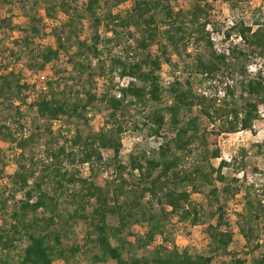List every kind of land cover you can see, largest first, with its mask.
Listing matches in <instances>:
<instances>
[{"label":"trees","instance_id":"16d2710c","mask_svg":"<svg viewBox=\"0 0 264 264\" xmlns=\"http://www.w3.org/2000/svg\"><path fill=\"white\" fill-rule=\"evenodd\" d=\"M12 1L0 0V10ZM41 1L21 0L31 4L29 22L24 34L12 41L25 49L30 71L44 70L64 53L75 74L71 79L92 86L90 79L106 72L100 60L104 27L114 38L125 31L134 40L131 50L135 56L133 61L114 59L108 69L113 72L118 67L120 77L131 79L125 88H117L120 97L109 87L101 94L88 90L83 100L79 93L72 97L73 90L67 84L60 88V83L52 80L46 83L50 94L32 102L39 122L28 139L21 140L18 170L9 179L12 193L22 192L24 197L9 214L8 226H0V264H54L56 260L68 264L78 256L89 264H218L217 258L222 256L230 260L220 264H248L247 256H251V264H264V184L248 183V172L241 178L239 173L227 177L223 170L228 163L222 161L218 167L212 163L221 157L218 139L222 134L252 130L260 117L264 78L261 72L248 78L247 62L255 54L264 56V21L255 23L256 29L239 26L247 49H235L226 56L215 51L206 30L212 3L217 0H191L188 9L179 10L173 6L176 0H46V17L54 18L61 12L67 19L52 29L55 47L37 48L34 40L45 34L38 11ZM123 4L128 7L121 10ZM85 19L91 35L81 39ZM10 22L3 18L0 25L11 27ZM191 43L203 47L207 59L197 54L185 67L187 77L182 80L175 75L165 87L159 75L162 65L172 64L173 55L187 54ZM152 47H157L156 54ZM72 48L76 51L69 54ZM1 51L17 55L7 47ZM88 55L97 59L95 67ZM230 67L242 77L237 98L232 86L228 87L231 97L221 99L217 93L199 92L193 76L196 72L213 82ZM22 72L11 69L0 74V100L11 102V106L18 101L25 103L34 87L24 81ZM149 103L153 107L147 111ZM95 105L107 106L115 122L120 112L127 116L130 106H141L148 138H161L163 143L133 151L124 165L121 125L97 133L88 130L87 114ZM59 119L73 122L69 137L62 129H54L53 123ZM39 136L46 145L40 168L26 156L28 143ZM12 141L14 134L1 125L0 150ZM257 146L264 150V143ZM104 152L113 153L109 163L114 170L111 180L102 185L95 165H107ZM76 165L89 166L90 175L83 176ZM245 167L243 161L237 162V170ZM249 170L264 173L256 167ZM3 176L0 167V179ZM203 188L209 189L206 207L193 202V194ZM242 192L244 203L236 212V224L245 246L238 253L230 249L234 233L226 219V207ZM0 202L4 205L1 193ZM174 217L190 226L207 225L210 242L206 253L177 246L169 229ZM79 222L87 225L82 243L75 237ZM136 227L142 230L135 231ZM19 242L26 245L16 260L12 252Z\"/></svg>","mask_w":264,"mask_h":264},{"label":"rangeland","instance_id":"374dc122","mask_svg":"<svg viewBox=\"0 0 264 264\" xmlns=\"http://www.w3.org/2000/svg\"><path fill=\"white\" fill-rule=\"evenodd\" d=\"M46 0H42L38 6V11L42 15L43 19V28L44 36L42 38H36L34 40V46L37 48L45 47H55V39L52 36V29L55 25L65 21L67 16L63 13H57L54 18H48L45 15L44 5ZM85 2L86 0H80ZM264 0H217L212 3V12L210 21H214L213 24L216 28L221 29L220 25L221 19L230 13L241 14L245 12L244 20L247 24L255 25V23L264 21V11L260 8L259 5L263 4ZM191 0H176L173 2L175 10L179 9H188ZM31 4L25 5L21 0H13L11 4L5 6L0 10V24L1 19L8 18L11 20L10 26H1L0 25V74L9 72V68L20 69L18 64L24 65L28 61V55L25 53V49L22 47H16L12 41L15 38H18L19 35H23V30L28 26L29 19L27 17L30 12L29 6ZM125 4H123L120 9H125ZM130 6V3L128 4ZM127 6V7H128ZM88 20H83L81 39L89 38L91 35V30L88 27ZM11 28H15V31H12ZM7 47L8 49L15 50L17 55L12 56L7 52L1 51V49ZM134 47V40L129 38L125 31L120 32L119 35L114 38L112 34H109L106 31V28H102V43L100 45V60L105 63L106 72L103 77H105L104 82L100 79L102 76L95 75L92 81V86H89V83L83 85L81 81H73L71 79L72 75V66L68 62V56L62 53L60 59L57 62H54L48 65L44 70L39 72H33L29 69L23 71V79L26 82L34 85L30 90V95L27 96L26 102L21 103V101L14 102L11 106V102H5L0 100V126L5 125L8 127L11 132L14 134V140L9 144L5 145L0 150V167L4 169V176L0 179V193L1 199L4 202H0V226H8L10 223L9 214L12 212L18 201H20L24 194L22 192L12 193L11 183H9L10 177L18 170V164L21 160V151L19 149L20 142L23 139H28V137L33 133L34 128L38 124V116L35 107H32V102L36 99H40L42 96L49 95L50 91L47 87V82L56 80L60 83V88L67 84L73 91L72 97H76L77 94L83 100H86V91L93 90L94 92L101 94L103 91L112 88V94L115 95L117 91L118 82L117 79L120 75V69L116 67L113 72H110L108 69L112 65L114 59H122L125 61L134 60V51L131 48ZM246 46L240 47L239 50H246ZM152 53H157V47H152ZM76 51V48L70 49L69 54H72ZM200 54L201 57L207 59V51L203 47L196 46L191 43L187 54H184L182 57L173 55L172 64H163L159 72L163 85L166 87L167 80L169 78H174L177 72H180V77L184 80L188 73L185 71V67L191 64L196 60V55ZM140 57L137 56L136 59ZM88 60L92 61V66L97 65V59L93 56L88 55ZM178 65V68L175 65ZM250 66H255L256 71H249ZM22 70V69H21ZM233 67H230L228 70H225L217 75V81H205L203 80L200 72H196L194 80L196 81L197 88L199 92H204L206 95H213L214 93L218 94V97L224 98L231 97L229 94L228 87L234 91V98L239 96L240 90V80L242 79L241 75L238 72H233ZM247 72L248 78H253L256 72H261L262 77L264 78V56L255 54L250 56V60L247 62ZM88 75H84V81L87 79ZM216 83V84H215ZM228 86H227V85ZM84 86V87H83ZM56 92H58L56 90ZM221 92V93H220ZM24 95V94H23ZM26 95V93H25ZM34 95V98L29 96ZM167 95V94H165ZM25 97V96H24ZM18 107V109H16ZM153 105L148 104L147 111L151 109ZM110 110L105 105H95L94 107L89 108V113L87 114L88 118V130L92 133H97L102 129L110 128L112 125H121L124 129V132L121 134V140L123 143L121 160L123 164L129 163V156L133 151L137 149H148L152 144L148 140V130L143 126L144 113L141 106H130L128 109V115L124 116L120 112L115 121H112L110 118ZM125 113V112H124ZM264 106L260 109V117L254 122L252 130H242L236 133H225L228 135L230 140L227 144L222 145V153L227 154L232 151V145L234 143H239L242 141V146L239 151L238 157L234 161L228 164L223 172L227 177H232L235 173H239L241 178L244 173L249 174L248 183H255L258 187L264 184V173L256 174L251 173L250 168L256 167L260 171H264V150H259L257 145L264 143ZM55 130L62 129L65 136H68V130L74 131L73 122H65L64 119H59L56 121V124L53 123ZM24 129V130H23ZM223 135V134H222ZM221 137V136H220ZM219 137V139H220ZM218 139V147H219ZM63 144V140L60 141V145ZM12 146L19 149L18 153L15 155L14 160L9 157L10 149ZM56 147L57 144H54ZM27 159L33 158L34 162L40 168L42 163L45 161L46 156V145L44 144L43 137H36L35 141L28 143L26 149ZM104 159L107 161V165H95L96 175L101 184L105 185L108 181L111 180L113 175L114 165L109 163L110 159L113 157L112 152H104ZM221 158V157H220ZM214 159L212 161L215 167H218L222 160ZM243 161L246 165L242 170H237V162ZM29 164V160L26 161ZM75 168L80 171V173L88 177L90 175L89 166L87 165H76ZM244 169V170H243ZM219 185V184H218ZM209 189L203 188L200 192L193 194V202L202 207H206ZM244 198L243 192L238 194L236 197L229 200L226 212H227V222L230 224V227L234 233V242L231 245L230 249L240 253L245 246V241L240 235L237 224H236V212H239L243 208ZM171 226L169 227L172 237L174 238L177 246L181 249L187 248L191 252H202L206 253L208 251L209 237L207 234V225H197L190 226L185 223L178 222V219L174 217L171 221ZM87 230V225L83 222H79L75 226V237L78 243L83 242ZM135 231H141L140 227H136ZM160 241V240H159ZM26 243L19 242L17 248L12 252V256L18 260V256L22 253L23 248ZM243 254H241L242 256ZM248 264H251V256L246 257ZM229 261V256H222L217 258V263L220 264V261ZM54 264H67L65 262L56 260ZM68 264H89L83 256H78L74 261Z\"/></svg>","mask_w":264,"mask_h":264},{"label":"built area","instance_id":"2783aa9c","mask_svg":"<svg viewBox=\"0 0 264 264\" xmlns=\"http://www.w3.org/2000/svg\"><path fill=\"white\" fill-rule=\"evenodd\" d=\"M260 8L264 11V1L262 5H259ZM245 12L241 13V14H236V13H230L228 14L225 19H221L220 21V25L222 26L221 29H218L214 26L213 22L214 21H210V23L207 25L206 30L210 33V39L213 42L214 45V49L215 51L220 54V55H226V56H230L232 54V52L236 49L239 50L240 47L242 46H246L245 44V40L243 38V36L240 34L238 27L241 26L242 24H244L245 26H251L253 27V29H256L257 26L252 25V24H247L244 20L245 17ZM19 68L22 69V71L27 70L26 67L24 65H20L18 64ZM251 67V66H250ZM12 67L9 68V70H11ZM250 71V68H249ZM28 72V70H27ZM258 72L255 73V75ZM177 77H180V72L176 73ZM181 79V77H180ZM104 82V77H102L100 79V81ZM130 78L129 77H118L117 82H118V86L117 88H125L126 86L129 85L130 82ZM174 81V78H169L167 80V85L168 86L171 82ZM216 82V81H213ZM216 84V83H215ZM227 85V84H226ZM221 93V92H220ZM115 95L117 97L121 96L120 91H116ZM31 98H34V95L29 96ZM223 97H225V95L223 94ZM264 116V114H263ZM56 124V121L55 123ZM148 140L151 141L152 144L156 145L157 147L160 146L163 143V139L161 138H153L150 139L148 138ZM230 140L228 135H221L220 139H219V148L220 150H222V145H225L228 143V141ZM242 141H240L239 143H234L232 145V151L227 153V154H223L221 155V160L225 161L226 163L230 164L234 161V159L236 157H238L239 155V151L240 148L242 146ZM19 149L12 146V148L10 149V158L11 160H14L15 155L18 153Z\"/></svg>","mask_w":264,"mask_h":264},{"label":"clouds","instance_id":"9594fccd","mask_svg":"<svg viewBox=\"0 0 264 264\" xmlns=\"http://www.w3.org/2000/svg\"><path fill=\"white\" fill-rule=\"evenodd\" d=\"M250 70L253 71V72L256 71L255 66H251V67H250Z\"/></svg>","mask_w":264,"mask_h":264}]
</instances>
